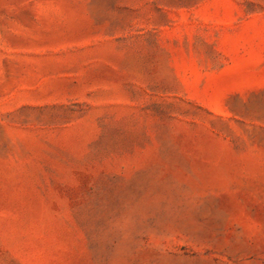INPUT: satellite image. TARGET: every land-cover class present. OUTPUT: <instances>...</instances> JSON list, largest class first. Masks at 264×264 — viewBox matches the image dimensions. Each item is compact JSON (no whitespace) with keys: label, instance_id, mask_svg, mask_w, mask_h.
<instances>
[{"label":"rangeland","instance_id":"rangeland-1","mask_svg":"<svg viewBox=\"0 0 264 264\" xmlns=\"http://www.w3.org/2000/svg\"><path fill=\"white\" fill-rule=\"evenodd\" d=\"M0 264H264V0H0Z\"/></svg>","mask_w":264,"mask_h":264}]
</instances>
